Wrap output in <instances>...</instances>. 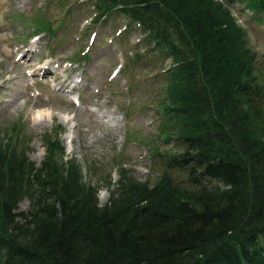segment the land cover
I'll list each match as a JSON object with an SVG mask.
<instances>
[{"label":"trees","instance_id":"obj_1","mask_svg":"<svg viewBox=\"0 0 264 264\" xmlns=\"http://www.w3.org/2000/svg\"><path fill=\"white\" fill-rule=\"evenodd\" d=\"M236 1L264 21V0H95L94 21L130 17L169 59L160 129L178 151L155 150V180L122 163L101 203L62 127L39 163L0 143V264H264V83Z\"/></svg>","mask_w":264,"mask_h":264},{"label":"rangeland","instance_id":"obj_2","mask_svg":"<svg viewBox=\"0 0 264 264\" xmlns=\"http://www.w3.org/2000/svg\"><path fill=\"white\" fill-rule=\"evenodd\" d=\"M94 2L0 0V143L30 147L39 163L42 134L62 127L67 156L78 159L87 181L99 183L105 203L122 163L155 180L162 168L155 150L179 146L160 129L169 60L145 51L147 34L130 17L114 11L94 21ZM244 6L235 2L233 13L257 52L255 73L264 83V21ZM41 24L47 28L37 29ZM136 51L147 54L136 60ZM29 204L24 198L20 209Z\"/></svg>","mask_w":264,"mask_h":264},{"label":"bare ground","instance_id":"obj_3","mask_svg":"<svg viewBox=\"0 0 264 264\" xmlns=\"http://www.w3.org/2000/svg\"><path fill=\"white\" fill-rule=\"evenodd\" d=\"M46 111H47V113H48V112H50V109L48 108V110H46ZM40 159H41V158H40ZM41 161H42V160H41ZM29 205H30V204H29ZM19 208H20V207H19Z\"/></svg>","mask_w":264,"mask_h":264}]
</instances>
